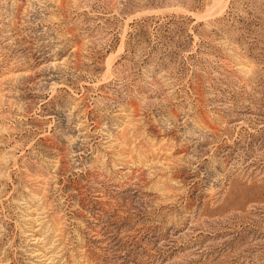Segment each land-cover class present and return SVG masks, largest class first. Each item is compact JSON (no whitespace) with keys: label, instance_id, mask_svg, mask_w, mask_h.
Listing matches in <instances>:
<instances>
[{"label":"rangeland","instance_id":"rangeland-1","mask_svg":"<svg viewBox=\"0 0 264 264\" xmlns=\"http://www.w3.org/2000/svg\"><path fill=\"white\" fill-rule=\"evenodd\" d=\"M0 264H264V0H0Z\"/></svg>","mask_w":264,"mask_h":264}]
</instances>
